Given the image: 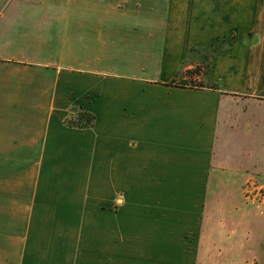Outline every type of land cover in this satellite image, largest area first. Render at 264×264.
<instances>
[{"label": "crops", "instance_id": "crops-1", "mask_svg": "<svg viewBox=\"0 0 264 264\" xmlns=\"http://www.w3.org/2000/svg\"><path fill=\"white\" fill-rule=\"evenodd\" d=\"M80 111L93 126L65 124ZM254 149L264 0H6L0 264H200L224 210L264 238V204L246 196L264 175ZM214 193L235 202L213 208ZM256 250L244 260L264 264Z\"/></svg>", "mask_w": 264, "mask_h": 264}, {"label": "rangeland", "instance_id": "rangeland-1", "mask_svg": "<svg viewBox=\"0 0 264 264\" xmlns=\"http://www.w3.org/2000/svg\"><path fill=\"white\" fill-rule=\"evenodd\" d=\"M0 14L5 15L6 14V0H0ZM212 57V53L205 52V73L209 72L208 66L210 63L209 60ZM208 61V62H207ZM186 83H188L191 86H202L204 84V81H193V80H185ZM244 141L241 140H235L231 142L229 150H230V160H235L237 162H234L236 164H239L242 161H245V157L241 156L244 149ZM257 151V152H256ZM254 154L257 155V158L259 159V165L258 167L264 168V149L262 150H253ZM248 163V162H247ZM259 180L255 182L257 185L264 186V175L257 177ZM237 181L232 180L231 178H225L223 182L221 183V189L225 190H237L238 185L236 184ZM220 190V188H218ZM235 202V198L227 197V196H221V194L217 195L214 193V196H212V206L213 208L220 207L222 209V205L225 206V208ZM215 205V206H214ZM256 205V204H254ZM259 210L253 211L254 216H263L261 213V208H258ZM260 214V215H259ZM230 216H234L230 214L229 211L224 210V213H218L213 216L211 214V226H212V220L214 226L219 222L222 223L219 224V228L215 229L212 233V227L209 229L211 230L207 236H209V239L206 238L205 241H203L202 244V251H201V260L200 264H249V261H245V253H250L252 251H257L256 249L260 248L261 246L264 248V238H260L256 240L254 237L253 239L247 240L245 235V230L243 224L237 225V223H234L230 220ZM231 234V236H229ZM263 235V234H262ZM254 242V244H247V242ZM222 251L225 253V257L219 259L215 253H218ZM228 253H238V255H232V258H228ZM240 253V254H239ZM254 264H261L260 260L255 261Z\"/></svg>", "mask_w": 264, "mask_h": 264}, {"label": "trees", "instance_id": "trees-1", "mask_svg": "<svg viewBox=\"0 0 264 264\" xmlns=\"http://www.w3.org/2000/svg\"><path fill=\"white\" fill-rule=\"evenodd\" d=\"M173 84V82H171ZM174 83H177L174 81ZM180 85H189L188 83L181 81L178 82ZM95 121V116L88 111H80L76 114L75 117L65 120V124L70 127L76 128H86L93 126Z\"/></svg>", "mask_w": 264, "mask_h": 264}, {"label": "built area", "instance_id": "built-area-1", "mask_svg": "<svg viewBox=\"0 0 264 264\" xmlns=\"http://www.w3.org/2000/svg\"><path fill=\"white\" fill-rule=\"evenodd\" d=\"M247 190H246V196L248 197H251V191H252V188L253 190H255V194L253 193L252 196H253V199H259L261 202H263L264 204V186H260V187H256L255 186V183H251V182H248L247 183V186H246Z\"/></svg>", "mask_w": 264, "mask_h": 264}, {"label": "water", "instance_id": "water-1", "mask_svg": "<svg viewBox=\"0 0 264 264\" xmlns=\"http://www.w3.org/2000/svg\"><path fill=\"white\" fill-rule=\"evenodd\" d=\"M73 110L75 111V108H73Z\"/></svg>", "mask_w": 264, "mask_h": 264}]
</instances>
